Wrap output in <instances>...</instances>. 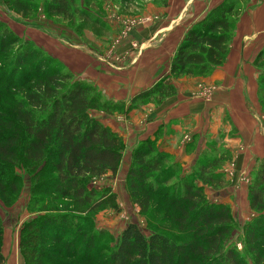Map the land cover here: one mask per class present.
<instances>
[{
  "label": "trees",
  "instance_id": "1",
  "mask_svg": "<svg viewBox=\"0 0 264 264\" xmlns=\"http://www.w3.org/2000/svg\"><path fill=\"white\" fill-rule=\"evenodd\" d=\"M245 1L223 0L189 28L171 60L168 75L136 95L129 107L159 102L174 94L171 78L206 76L222 64L241 11L240 3ZM19 2L14 0L7 7L23 16L27 8ZM161 5L166 6L167 0H161ZM46 10L63 18L72 15L68 13L66 0H49ZM1 23L0 49L21 38ZM23 45L25 48L18 52L21 65L32 63L27 57H34L38 52L41 55L38 54L39 60L26 75L21 74L18 81L13 80L8 85L0 83V197L5 203L12 201L26 177L32 194L44 187V193L49 191L52 200L57 196H72L80 202L87 201L96 192L93 187L86 191V184L106 175L116 177L124 150L122 137L90 111L110 113L122 111L123 106L107 100L90 82L75 78L31 41L23 39ZM263 53L264 48L254 60L259 70L258 93L262 111L264 75L261 68L264 65L259 59ZM44 58L47 63L52 62L51 69L43 64ZM15 92L21 97H15ZM8 94L10 97L6 98ZM223 159L215 156L199 159L185 172L167 153L157 151L153 141L139 143L131 151L124 172V189L132 202L141 207L142 213L147 212L149 217L145 221L153 229L146 234L139 223L131 219L118 235L113 250L101 262L93 263V258L86 254L77 263L264 264V159L252 168L248 182L252 214L240 226L243 254L235 246L227 245L237 228L230 205L213 201L203 194V187L207 185L214 187L213 190L226 187L223 173L217 171ZM161 184L171 185L162 191L156 187ZM99 190L98 195L103 191L113 193L106 186ZM82 193L87 198L80 199ZM34 198L41 202L43 197L36 195ZM42 204L41 210H56ZM64 222L52 215L37 222L26 221L19 242L24 264H44L51 255L78 256L77 250L70 253L73 249L70 244L65 247V253L61 249L45 248L51 240L59 241V231L54 235L50 227L61 226ZM164 224L171 226L173 235L161 232L168 228ZM48 233L52 237L49 238ZM2 236L0 224V264H5Z\"/></svg>",
  "mask_w": 264,
  "mask_h": 264
},
{
  "label": "crops",
  "instance_id": "2",
  "mask_svg": "<svg viewBox=\"0 0 264 264\" xmlns=\"http://www.w3.org/2000/svg\"><path fill=\"white\" fill-rule=\"evenodd\" d=\"M222 1L147 4L133 28L127 33L117 30L100 52L31 27L21 31L10 28L18 36L33 40L75 78L96 86L107 100L122 104V111H90L124 141L121 176L131 151L149 140L157 151L167 153L183 168L202 158L223 157L217 170L227 181L222 196L226 194L231 201L243 197L251 215L247 185L252 168L264 159V111L259 103V70L254 64L264 48V0L239 15L222 64L206 76L171 78L174 94L159 102L129 107L136 95L168 75L186 32ZM102 177L110 181L116 178Z\"/></svg>",
  "mask_w": 264,
  "mask_h": 264
},
{
  "label": "rangeland",
  "instance_id": "3",
  "mask_svg": "<svg viewBox=\"0 0 264 264\" xmlns=\"http://www.w3.org/2000/svg\"><path fill=\"white\" fill-rule=\"evenodd\" d=\"M48 1L20 0L19 3L21 5L24 3L27 8L25 14L21 16L20 13L15 12L13 9L9 10L7 7L14 0H0V22L7 27H16L19 31L31 27L35 31L38 30V33L42 31L55 39H61L72 44L75 43L86 50L92 49L94 52H100L103 51L105 45L109 43V39L113 37L117 30H125L126 24L130 26L131 22L133 26L136 24L134 21L140 19L143 11L147 8V4L161 5V0H66L69 8L68 13L72 15L70 18H63L61 15H52L47 12L46 4ZM259 2L260 0H246L240 3V14L245 9L257 6ZM133 26L128 28L132 29ZM23 39L25 38L22 36L16 43H7L4 48L0 49V83L3 85H8L13 80L18 81L21 74L26 75L30 71L29 68L40 58L39 55L41 54L38 52L39 55L27 57L29 58L28 61H32V63L28 62L27 65L20 64L21 56H18V52L25 48ZM27 40L37 45L33 40ZM33 51L37 50L34 49ZM21 59L24 60V57ZM259 62L264 65V53ZM48 63L45 60L43 64L47 69H51L53 64L52 62ZM261 70L264 75V67ZM15 72V78H13ZM15 93V97H21L18 93ZM5 97H10V95L8 94ZM129 162L130 159L124 165L126 168ZM181 169L186 172L191 170V166L183 168L181 165ZM18 171L20 172L21 170L18 169ZM118 174L111 181L105 177H100L88 182L86 191L93 187L96 194L83 202L72 196H57V199L52 200V194L49 191L44 193V187L32 194L30 193V181L25 177L22 182L24 184L23 187L22 185L20 186L19 191L11 199L12 201L5 203L0 197V224L3 232L1 251L5 258V264H24L23 255L19 249L21 231L26 221L34 220L37 222L47 215L57 216L65 220V222L61 226H58L59 224L54 226V224L50 227L54 235L59 231L57 236L59 241L54 242L51 240L45 248L50 247L51 251L61 249L62 253H65V247L70 244V247L73 248L70 253H74L77 250L78 256L66 258L61 254L51 255L50 259L44 264H78L79 258L86 254L93 258V263L101 262L113 250L118 235L131 219L136 220L141 229L147 234L152 228L145 221L149 216H147V212L145 215L142 213L141 207L133 203L125 191V173L123 176H121L120 172ZM170 182H173V179ZM169 185L171 184H161L156 185V187L163 191ZM103 186H106L107 189L110 188L113 193L103 191L101 195H98V191H101L99 189ZM213 188L210 185L204 186L203 194L207 197L209 196L213 201H224L231 205L234 224L237 225V228L227 245L235 246L243 254L240 226L249 220L251 216L246 211V199L240 196L231 201L226 194L222 196V191L225 188L217 190H213ZM36 195L43 197L41 202H37V198H34ZM83 198H87V196L82 193L80 199ZM42 203L46 205V208L52 207L56 210H41ZM164 225L170 229L167 228L165 231L162 229L161 232L173 235L170 232L171 226L168 224ZM47 236L49 238L52 237L50 233ZM179 239L181 240L183 237Z\"/></svg>",
  "mask_w": 264,
  "mask_h": 264
},
{
  "label": "built area",
  "instance_id": "4",
  "mask_svg": "<svg viewBox=\"0 0 264 264\" xmlns=\"http://www.w3.org/2000/svg\"><path fill=\"white\" fill-rule=\"evenodd\" d=\"M134 22H136V21H134ZM129 23H130V21H129ZM129 25L133 26V23L131 22V24H129ZM130 26H128V24H126V29L125 30H121L122 31L121 33H127L129 31L128 29H130L128 27H130Z\"/></svg>",
  "mask_w": 264,
  "mask_h": 264
}]
</instances>
